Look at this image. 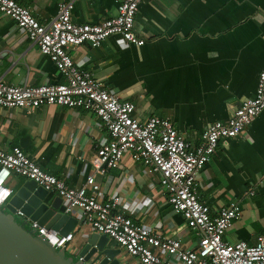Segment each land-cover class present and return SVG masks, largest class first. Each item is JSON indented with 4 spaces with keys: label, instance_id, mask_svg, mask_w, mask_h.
Instances as JSON below:
<instances>
[{
    "label": "crops",
    "instance_id": "0c3cea01",
    "mask_svg": "<svg viewBox=\"0 0 264 264\" xmlns=\"http://www.w3.org/2000/svg\"><path fill=\"white\" fill-rule=\"evenodd\" d=\"M15 1L46 24L56 15L60 0ZM122 1L79 0L73 21L113 18ZM134 31L144 45L124 44L113 35L100 47L86 43L70 53L110 92L132 102L142 122L151 116L169 118L198 146L210 124L229 120L244 100L254 97L264 70V0H143ZM0 78L10 85L66 82L54 62L6 16H0ZM108 139L102 122L83 108H0V149L19 146L44 171L72 187L86 183L90 161ZM27 180L13 175L8 186L16 191ZM97 180L104 199L120 196L119 209L136 222L180 238L185 247L198 245L200 232L172 211L164 200L160 175L145 164L126 156L120 168ZM197 192L213 213L239 202L242 216L225 233V242L255 245L264 236V110L242 134L219 143L198 178ZM72 232L75 239L66 255L79 261L94 232L81 223ZM108 247L121 250L118 258L124 264H141L114 240Z\"/></svg>",
    "mask_w": 264,
    "mask_h": 264
},
{
    "label": "built area",
    "instance_id": "2783aa9c",
    "mask_svg": "<svg viewBox=\"0 0 264 264\" xmlns=\"http://www.w3.org/2000/svg\"><path fill=\"white\" fill-rule=\"evenodd\" d=\"M77 1L60 0L56 15L44 24L30 8L15 0H0V16L11 18L66 77V82L60 84L22 85H10L0 78V108L35 110L53 105L83 108L102 122L109 139L91 159L92 171L81 187L69 186L64 179L44 171L19 146L0 149V207L14 194L8 186L11 177L21 176L60 196L65 213L76 217L85 229L114 240L141 264H264V236L255 245L245 241L228 243L223 239L233 222L242 216L239 202H231L213 213L197 192L198 178L219 143L242 134L264 110V70L259 74L254 97L244 100L229 120L210 124L202 143L193 146L169 118L151 116L146 121L139 120L132 102L110 92L91 71L78 66L70 53L86 43L100 47L113 35H119L124 44L144 45L145 40L134 31L143 0H123L117 16L83 24L72 18ZM126 156L160 175L166 203L175 214L183 216L191 229L200 232L196 247H185L180 238L136 222L119 209L120 196L104 199L97 176L120 168ZM29 225L56 250H66L75 239L74 232L60 235L36 221H30ZM79 261L84 258L79 257Z\"/></svg>",
    "mask_w": 264,
    "mask_h": 264
},
{
    "label": "water",
    "instance_id": "95a60500",
    "mask_svg": "<svg viewBox=\"0 0 264 264\" xmlns=\"http://www.w3.org/2000/svg\"><path fill=\"white\" fill-rule=\"evenodd\" d=\"M17 215L26 220L18 221ZM29 221L60 235L71 233L79 223L76 217L65 213L60 196L53 197L34 180H27L0 207V264H124L118 258L121 250L108 247L110 238L106 235L88 236L80 252L84 261L75 262L67 257L65 249L56 250L34 230H28Z\"/></svg>",
    "mask_w": 264,
    "mask_h": 264
},
{
    "label": "rangeland",
    "instance_id": "374dc122",
    "mask_svg": "<svg viewBox=\"0 0 264 264\" xmlns=\"http://www.w3.org/2000/svg\"><path fill=\"white\" fill-rule=\"evenodd\" d=\"M16 219L18 220V221H22L21 220V217L20 216H16ZM26 228L28 229V230H32L31 228H30V225L28 224L27 226H26ZM75 262H77L76 260H74Z\"/></svg>",
    "mask_w": 264,
    "mask_h": 264
}]
</instances>
